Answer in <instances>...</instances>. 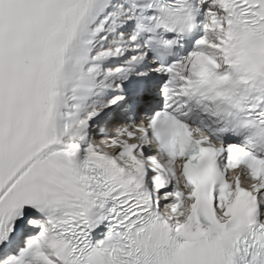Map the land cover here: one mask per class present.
I'll return each mask as SVG.
<instances>
[{
	"label": "snow or ice",
	"instance_id": "obj_1",
	"mask_svg": "<svg viewBox=\"0 0 264 264\" xmlns=\"http://www.w3.org/2000/svg\"><path fill=\"white\" fill-rule=\"evenodd\" d=\"M0 264H264V0H0Z\"/></svg>",
	"mask_w": 264,
	"mask_h": 264
}]
</instances>
